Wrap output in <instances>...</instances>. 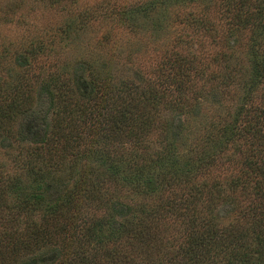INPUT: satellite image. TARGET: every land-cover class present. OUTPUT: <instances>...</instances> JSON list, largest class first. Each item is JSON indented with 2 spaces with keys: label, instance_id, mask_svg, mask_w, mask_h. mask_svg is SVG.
I'll return each mask as SVG.
<instances>
[{
  "label": "rangeland",
  "instance_id": "rangeland-1",
  "mask_svg": "<svg viewBox=\"0 0 264 264\" xmlns=\"http://www.w3.org/2000/svg\"><path fill=\"white\" fill-rule=\"evenodd\" d=\"M259 1L251 0V4ZM218 2L213 0L204 8H209L211 19L217 22L215 38L195 40V30L187 26L192 37L183 43L192 53L202 55L203 61L183 87L155 68L157 62H164L162 51L181 47L176 34L185 27L184 13L197 9L190 0H0V85L12 90L32 88L33 96L27 112L16 115L9 131H0V166L12 176L21 173L24 184H33L34 177H29L17 159L30 145L52 135L56 112L42 90L45 79H58L62 90L65 85L76 89L92 78L104 81L117 90L110 99L131 100L138 93L135 90L141 94L151 87L168 98L184 96L185 105L183 111L151 109L154 128L141 147L131 143L113 147L126 152L119 162L126 164V172L117 180L106 173L99 154L86 149L92 147L89 129L95 118L90 116L88 122L79 118L75 124L69 121L74 128L68 126L66 131L83 138L73 151L63 150L66 142L58 141L59 150L53 155L57 159L51 160L52 170L42 183L51 201L73 196L70 208L62 201L54 216L44 206L18 207V197L6 190L0 202V247L10 262L1 260L2 264H57L59 259L60 264H78L83 255L87 264H190L183 249L212 225L220 232L247 231L248 236L233 242L219 235L205 244L202 251L209 250L197 257L200 263L230 264L232 253L255 247L261 227L253 222L264 220V147L254 136L250 117L264 107V80L243 102L248 87L242 83L250 75L255 36L250 28L228 33ZM255 39L264 49V34ZM219 54L220 60L215 57ZM234 70L239 79L235 75L225 83ZM241 100L244 113L238 116ZM236 118L241 119L237 129L243 136L225 142L231 135L227 125ZM76 153L81 155L73 170L70 165ZM62 155L67 157L58 159ZM95 167L100 168V179L93 174ZM182 167L188 170L178 175ZM81 176L88 185L97 186L86 191L85 184L78 182ZM145 177L156 182L154 190L144 186ZM132 179L138 182L136 186ZM117 208L122 212L118 220L125 219L124 231L103 244L88 243L87 229L112 220ZM36 225L41 231L34 246ZM16 232L13 243L20 247L26 243L30 251L23 248L25 252L14 258L13 243L5 235Z\"/></svg>",
  "mask_w": 264,
  "mask_h": 264
},
{
  "label": "trees",
  "instance_id": "trees-1",
  "mask_svg": "<svg viewBox=\"0 0 264 264\" xmlns=\"http://www.w3.org/2000/svg\"><path fill=\"white\" fill-rule=\"evenodd\" d=\"M178 1L187 2V0ZM212 1L213 0L207 4L201 2V0H190L192 5L197 9H190L184 13L185 27L181 28V32L179 31L178 33L177 31L176 34V37L179 38L181 47L178 49L176 48V50H170L169 52L162 51L160 53L161 59H165L163 63L157 62L158 65H156L155 69L158 74L163 72V76L166 78L172 77L176 79V81L179 82V86L186 87V78L190 77L193 79L194 72H198L199 69H201L202 66L200 62L203 61L202 55H199V53H192L191 48L184 44L187 42L184 38L191 36L187 33V26L195 30L193 33V37L196 38L195 40H201L202 42L208 36H213L215 31H218L219 33V29L214 24L217 22L213 21L208 13L209 8L207 10L204 9L212 4ZM217 1H219L218 4L221 3L223 6L222 9L224 13L222 18L226 20L225 22L227 25L225 26H227L226 30H228V33H233L242 28H250L253 32V37L255 36L258 38L260 35L264 34V0L259 1V3H254L255 5H253V3L251 4V0H215V2ZM215 6L218 5L215 4ZM255 37L250 51V75L247 78L245 77L242 83L243 88L248 87L246 93L242 97L243 102H245L246 98L252 97L251 90L264 80L263 44L258 43ZM182 44L184 45L183 47ZM174 51L176 52L174 53ZM212 56H209V58ZM215 57L218 60L222 58L220 54ZM16 62L21 63L18 58ZM229 75L230 76L227 77L225 83L228 82V78H232L233 80L235 75L237 78V71L234 70ZM209 76L212 78L211 75ZM238 79L239 78H237V80ZM42 87V90L48 95L52 110L54 109L56 112L52 122V135L47 137L46 141L36 142L30 145L27 148L26 154L21 152L19 159H17L19 161L18 164H20L22 169H26V173H28L29 177H34L33 184H24L20 179L21 173L12 176L11 173H8V170L5 167L0 166V202L3 199L2 194L8 190V192L15 193L18 197V201H20L18 202L19 204L17 203L18 207L34 206L35 208H38L39 206H44L46 211L54 216L59 212V207L62 204V201H65V204L70 208L69 203L74 197L62 196L55 201H51L46 198L43 183L49 176V171L52 170L51 164H53V162L51 160L57 159V157H54L53 155L59 150L56 147L57 144H59L58 141L61 140L66 142V144H63V150L67 149L73 151V149L77 148L79 145V142L77 143L78 139L81 140L83 138L80 137L79 133H76V136L73 130L72 132L66 131L69 130L68 126H71L72 129L74 128V125L71 123L75 124L76 120H79V118L84 122H88L86 119L90 116L95 118V125L89 129V134L92 136L90 142L92 147H87L86 149L87 151L97 152L101 164L106 167V173L117 180L122 173L126 172V164L119 163L126 152L117 151L113 147L117 145L118 148V144L124 145L125 143H131L136 145L135 147H141L146 141L148 133L154 128L153 120L150 117L153 115L151 109L157 111L160 107H166L183 111L185 106L183 104L184 96L180 95L177 98H168L166 95L155 91L151 87L148 90L146 89L142 91V95L139 90H135L137 88L134 89L135 92H138L135 94V97H139L140 100L135 97L131 100H127L123 97L116 96V94V97H113L115 99H110L112 98L110 97L111 94L115 93L117 90L113 89V87H109L104 81L99 82L94 78L76 89L69 85H65L62 90L60 81L55 78L45 79ZM11 91L14 92L11 93ZM32 99V88L28 91H23L22 87L18 86L12 90L6 86L0 85V131H2V133L10 130L11 124L19 112H27L29 108L28 106H31ZM242 100L240 101L241 104L239 113H237L238 116H242L244 113ZM102 102H105L106 104ZM245 112L249 117L248 111ZM250 118L251 127L255 130L254 136L258 138L259 144L261 148H263L264 107L261 109L259 115H252ZM240 120L241 119L236 118L227 125L230 127L229 132L231 135L226 136L225 142L230 141L235 136H243L241 131L237 129ZM69 121L71 123H69ZM56 138L58 139L56 140ZM221 147L222 146L220 145L218 150H221ZM236 148L242 150L240 145H237ZM103 150H107V153H100ZM131 152H133V150L127 151V153ZM79 155H81V153H76V158H73L74 162L70 165L73 170H76L78 167L77 156ZM66 157V155H62L59 156L58 159L63 160ZM253 164L254 162L250 163L252 168L254 166ZM97 169L100 170V168L95 167L92 171L93 174L97 175L100 179L101 172L98 173ZM187 170V168L182 167L177 173L179 175L187 172ZM261 170L264 172V169ZM102 173L104 177V172ZM137 173L142 174L141 171H138ZM138 176L140 178V175ZM143 180L144 186L149 191L154 190L153 187L156 182L151 177H145ZM78 182L82 185L85 184L84 188L86 191H89L93 186H97L96 184L88 185L87 183L89 182L85 180L84 176H81V179H79ZM78 182H76V184ZM131 182H134L135 186L138 183L133 179ZM234 182H237V180L234 179ZM35 183L39 184L35 185ZM1 208H3V206L0 204V209ZM115 212L116 213L111 217L112 220H107L105 222L99 221L91 229H87L85 240L88 243H95V241H97L99 244H103L106 240L124 231L125 219L118 220V218L122 216V212L118 208L115 209ZM253 223L261 227L259 228V232L255 235V247L232 253L229 256L230 264H264V220H256ZM64 226L65 225H63L62 228ZM106 229H109V231ZM33 230L36 235L32 234V239H34L32 244L35 246L37 245L35 238L37 239L36 236H39L38 234L41 230L37 225ZM219 235L221 238L230 239L234 242L239 236L246 239L248 232H240L232 229H225L220 232L215 225H212L203 229L198 238H193L191 240V245L183 249L182 254L189 259L190 264H204L205 261L200 263L197 257H202L204 252H207L205 250H209V248H206L202 251L205 248V244L213 242L214 239L217 237L219 238ZM16 236L17 232L11 236L7 234L5 235V238L13 243L17 239ZM229 243H231V241H229ZM5 246L7 247V244ZM16 246L17 244L13 243L11 248L14 258L18 257V255L21 256L23 252H25L24 249L27 252L30 251V246L26 243L23 247ZM3 253L4 249L0 247V264H2L1 260L7 259L6 255ZM87 262L88 259L86 255H83L78 264H87ZM57 264H60V259Z\"/></svg>",
  "mask_w": 264,
  "mask_h": 264
}]
</instances>
